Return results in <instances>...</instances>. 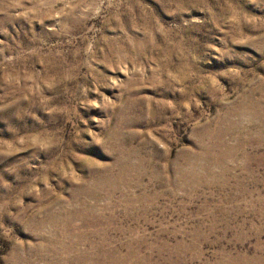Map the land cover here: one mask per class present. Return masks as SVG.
Masks as SVG:
<instances>
[{
	"label": "rangeland",
	"instance_id": "374dc122",
	"mask_svg": "<svg viewBox=\"0 0 264 264\" xmlns=\"http://www.w3.org/2000/svg\"><path fill=\"white\" fill-rule=\"evenodd\" d=\"M0 264H264V0H0Z\"/></svg>",
	"mask_w": 264,
	"mask_h": 264
}]
</instances>
